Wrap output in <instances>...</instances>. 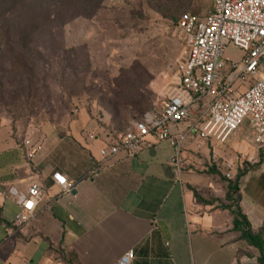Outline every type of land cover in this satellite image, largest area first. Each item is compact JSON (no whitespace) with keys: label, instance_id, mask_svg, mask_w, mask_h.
I'll return each instance as SVG.
<instances>
[{"label":"crops","instance_id":"obj_1","mask_svg":"<svg viewBox=\"0 0 264 264\" xmlns=\"http://www.w3.org/2000/svg\"><path fill=\"white\" fill-rule=\"evenodd\" d=\"M229 52L230 61L241 55ZM66 123L61 131L37 130L42 143L29 164L21 147L29 131L0 127V264H118L129 251V264H258V251L232 231L233 217L218 203L224 164H232V178L245 170L238 208L252 233L263 228L264 240V150L241 129L212 136L202 154L189 138L183 157L192 168L177 178L165 142L148 137L134 157L102 160L99 150L121 135L96 120ZM54 172L72 185L69 195L53 185ZM33 181L43 199L16 228L19 206L2 194L13 188L25 195Z\"/></svg>","mask_w":264,"mask_h":264},{"label":"rangeland","instance_id":"obj_2","mask_svg":"<svg viewBox=\"0 0 264 264\" xmlns=\"http://www.w3.org/2000/svg\"><path fill=\"white\" fill-rule=\"evenodd\" d=\"M6 2L0 0V127L25 134L35 126L61 131L77 118L123 134L157 110L172 86L182 49L178 19L205 16L211 7L210 0H103L86 15L51 22L46 15L56 0ZM20 10L39 20L24 40L29 18L11 20ZM229 50L223 76L230 71ZM240 129L249 137L244 124Z\"/></svg>","mask_w":264,"mask_h":264},{"label":"built area","instance_id":"obj_3","mask_svg":"<svg viewBox=\"0 0 264 264\" xmlns=\"http://www.w3.org/2000/svg\"><path fill=\"white\" fill-rule=\"evenodd\" d=\"M210 2L205 16L184 14L177 21L181 54L172 86L158 109L133 122L118 141L111 138L98 152L102 160H112L120 152L134 157L148 147L146 138L150 137L172 149L170 166L179 178L192 168L183 157L189 138L202 154L212 136L234 133L243 124L250 141L264 150V0ZM229 49L241 55L236 63L227 61L230 71L223 76L224 54ZM36 136L21 143L27 164L41 147L42 138ZM231 172L232 164L225 163L222 175L226 180L232 178ZM50 178L60 192L70 194L72 185L60 173L54 172ZM2 195L19 206L14 226L22 228L33 218L44 188L33 181L25 195L13 188ZM131 260L129 251L118 264Z\"/></svg>","mask_w":264,"mask_h":264},{"label":"trees","instance_id":"obj_4","mask_svg":"<svg viewBox=\"0 0 264 264\" xmlns=\"http://www.w3.org/2000/svg\"><path fill=\"white\" fill-rule=\"evenodd\" d=\"M4 1H7L6 3L8 5L13 6L18 3H23L24 0H4ZM34 1L36 0H32V3H34ZM92 1L94 0H70V2H68L67 0H56L55 4L53 5L54 13L52 11H51L52 14L51 12H49L46 15L47 16L46 20L51 19V22H55V20L65 17V15H69V19L86 15L85 11H88L90 9H93V11L97 10L103 0H95L93 7L90 8V4ZM17 13L18 14L11 15V20L13 23L18 22L23 18L25 20L29 18L30 15V12L29 11L27 12L25 10H20ZM4 17H5L4 15H1V18L3 19L0 20V23L1 21L4 20ZM28 21H30L29 22L30 25H28L29 27H27V29H24L27 31H25L24 35L22 36L23 38L22 40L31 37V35L36 29L37 23L39 22V20L36 18L35 19L29 18ZM142 116L135 122L140 121ZM37 130L38 127L36 126L31 127L28 130L29 133L27 134L28 135L27 137L37 134ZM244 171L245 170L238 171L235 177L231 178L230 180H226L223 177V175H221L220 177L221 180H223L226 183L225 184L226 193L223 198V201L218 202L219 208L222 210H227L232 215L233 217L232 231L239 234L240 240H243L244 242H246L248 246L253 247L258 251L257 262L258 264H264L263 228L256 234L252 233L245 216L241 213V211L238 208V202H239L238 180L244 174Z\"/></svg>","mask_w":264,"mask_h":264}]
</instances>
